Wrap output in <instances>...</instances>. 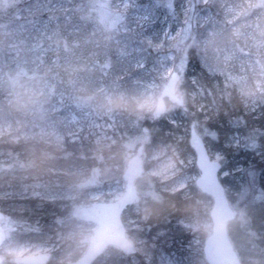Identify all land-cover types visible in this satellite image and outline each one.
<instances>
[{"label":"rangeland","instance_id":"1","mask_svg":"<svg viewBox=\"0 0 264 264\" xmlns=\"http://www.w3.org/2000/svg\"><path fill=\"white\" fill-rule=\"evenodd\" d=\"M23 1L25 2V0ZM78 2L79 0H30L26 2L29 5L24 7L21 15H18V18L21 17V22L17 26L16 32L9 33L7 29L0 27V94L3 96L2 99L9 102L17 91L46 98V102L34 103L25 112L24 116L26 118L38 120L33 126L20 127L18 120L16 121L17 125L13 127V123L11 124L0 118V131L10 130L8 132L10 136H18L20 137L19 140L54 146L60 145L56 140L57 135H64L69 131L76 133L77 129L83 126L84 132L79 133V137L91 138L97 146L104 145L108 141L112 143L113 140L107 132L93 129L90 125L97 122L101 124L113 122L115 111H99L94 104L83 103L76 98L78 94H97L98 92L103 94V99H109L112 96L111 92L105 89L103 83H99L102 80L101 77L97 80L92 77L91 69L97 61L104 64L103 66L108 67L109 70L110 53H112L114 59L119 60L121 65L138 66L137 69H139L144 64V57L139 53L140 50H151L157 54L158 60L155 67L157 69L153 74L142 79H139L138 76L137 78L130 77L133 83V91L130 94H136L140 91L160 92L162 85L166 82L165 73L174 66V61L170 57L173 55L176 57L175 63H178L181 58L187 57L180 46L188 41L192 32L181 34L175 39H168L164 35L165 32H168L169 36H175L176 31L183 27V21L178 22L177 19L178 10L181 11L184 19L183 8L177 7L176 15L173 16L169 10V5H186L187 0H119L115 4L110 0H82L81 5L91 11L96 19L89 20L82 30L80 26L75 25L67 31L66 39L62 43L61 39L53 40L52 34L45 29L46 16L53 12H60L67 18L70 13L74 12V6L76 8ZM132 4L136 5L132 6ZM82 6L77 9L81 10ZM223 7L226 24L232 26L234 35L240 39L241 43L234 44L231 42V50L221 51L219 54L214 52L216 51L214 47L210 48L205 62L206 65L211 64L214 67L221 68L218 59L221 58L225 61V56H231L232 60H235V66H237L233 73L240 74L239 66L242 63L247 66L249 61L254 60L258 51L255 45L264 42V0H224ZM129 8L136 14L132 15L129 24L132 31L131 34L129 33L130 36L120 37L117 27L124 28L128 25L127 13ZM257 8L260 9V12H255ZM144 17H147V19ZM26 18L30 20L24 22L23 20H26ZM235 22L238 24L235 25ZM106 24H109L108 29H106ZM211 34L216 40L215 34ZM105 35H112L115 39L105 44L103 42ZM131 37L133 39H130ZM68 39L71 42L70 44L66 41ZM135 42L137 43L135 44ZM167 46L181 49V53L177 51L174 54L172 50L166 49ZM234 49L240 51V57L235 56L236 53L234 54L232 51ZM28 79L32 81V86H29ZM193 79V77L185 76L181 80L183 89L189 99L188 106L202 112L206 115L205 120H208L210 119L209 116L214 114L213 106L203 99L204 94L202 95L200 90L202 87L196 83L193 84ZM221 84L220 80L218 87L213 84L217 98L221 96L223 89L226 87L225 79L222 80ZM153 85L155 87H152ZM228 85L236 87L242 98V106L247 112L260 114L264 107L262 100L264 95V73H261L259 69L255 72L249 69L246 78L239 82H229ZM188 87H192V89L187 91L186 88ZM177 110L167 113L160 119H164L171 125L180 128L183 125L181 119L184 116L183 113H179ZM73 121L76 123H73ZM182 130L180 128L173 134L174 145L172 147H156L152 149L150 156H147V161L151 162L150 169L147 176L136 184L139 201L132 205L127 213V221L125 222L127 231L128 229L138 231L144 226L148 230L154 225L147 223L148 214L143 206L145 202L142 201L143 199H147V197L157 199L163 191L171 193L184 191V194H188L189 184H194L199 172L194 167V153L187 150V146L183 143L185 139L188 142V137L186 138ZM197 131L200 134L198 129ZM204 134H207L205 129L200 134L202 138H204ZM208 136V150L211 159L217 160V154L224 157L219 162L221 164L224 162L225 171L230 173L229 183L224 185L225 191L235 193L233 187L236 183L245 186L242 180L244 173L248 172V170L242 168V159L237 158V151L239 148H252L253 138L256 135H252L250 139L240 132H234L227 137L223 135L225 147L230 148L229 153L210 149V146L214 145V138L210 134ZM142 137L141 132L135 133L131 136L130 141H140ZM67 138L70 139V142L73 141L72 138ZM236 138H239L240 147H236ZM79 140L77 139L76 142ZM127 147H130L129 143H125V149ZM41 152L42 155L48 154L47 150H41ZM23 158V160L26 159L24 163H28L33 159V155L31 153ZM144 159L145 155L143 153V161ZM2 165H4V158L0 157V166ZM94 167L100 169L97 183L90 182L93 178L92 169ZM117 167V164L113 165L112 170L118 169ZM240 169L244 171L241 172ZM60 170L62 169L51 166L48 170L49 173L43 171V173L33 176L30 180L26 178L27 173H24L22 176L13 179L14 181L10 185L16 186L14 189L9 186L4 188L2 193L15 192L18 199H35L32 196V186L40 184L42 185L41 191L57 196L55 201L72 200L77 197L80 189L92 186L94 187L92 191H86L90 203L112 201L123 193L124 182L119 184L115 179L106 180V177H104L106 173H103L99 166H71L75 178L69 176L62 178ZM62 171L65 174V170ZM43 174L46 175L43 176ZM107 175H111L109 171H107ZM150 176L156 178L154 186ZM255 176L257 177V175ZM222 177H224V171L221 172L220 178ZM238 188L237 194L235 193V197L231 200L232 204L237 203L238 208H242L239 206L241 203L253 204L252 198L251 200L248 198L247 189L241 192V187L238 186ZM36 200L38 202H50L41 199ZM74 205L72 203V208ZM204 210L205 205L202 207L200 205L199 211L194 209L187 218H181L177 221L172 220L175 217L173 216V210L162 219L166 223L172 220L177 224H181L184 230H189V233L193 234L194 237L190 238L189 242L186 243V247H192L200 245L197 232L207 231L208 234L211 232L210 220L204 219L202 216ZM235 210L238 212L236 220L246 225L244 212L242 213L241 209L238 210L237 208ZM1 225L7 232V238L0 247L2 264L10 263L12 258L20 256L19 253H23L22 256L42 252L51 253L62 244L63 240L75 243L74 249L81 254L87 246V237L91 235L95 227L91 223H70L66 217H61V220H58L57 227H63L66 231L55 230L57 239L49 242L21 243L12 238L13 234L9 232V229L13 225L6 216L1 220ZM65 226L68 227L65 228ZM170 226H173V224ZM131 241L135 244L134 240L131 239ZM140 244H143V242L140 241L135 245H137V252L139 251L145 264H198L192 256L184 257V261L181 260L180 263L175 253V256H173L170 253L163 252L162 249H158L159 251L156 250L153 253L149 250L143 251L139 246ZM252 246L253 248L249 250L247 257L255 262L264 257V246L257 247L254 242ZM167 247L169 250V245ZM194 249L193 247L192 251ZM53 258L57 264L62 261L60 258ZM65 262L69 261L66 260Z\"/></svg>","mask_w":264,"mask_h":264},{"label":"trees","instance_id":"2","mask_svg":"<svg viewBox=\"0 0 264 264\" xmlns=\"http://www.w3.org/2000/svg\"><path fill=\"white\" fill-rule=\"evenodd\" d=\"M27 1L30 0H25V2L23 0H0V27L7 29L9 33L16 32L17 26L21 22V17L19 16L18 18V15H21L24 7L29 5V3H26ZM110 1L115 4L116 2L118 3L119 0ZM194 2L198 5V9L197 14L191 17L194 25L191 33L192 35L186 43L180 46V48H182L183 52L187 54V59L189 61L187 76L193 77L196 84L203 88L202 95L204 94V96L202 97L213 106L214 114L213 116H209L210 119L205 120L204 117L206 115L189 106L187 112L178 109L177 112L183 113L184 116L181 119L183 125L180 128L183 129L182 133L185 134L186 138L188 137L189 127L192 122L195 123L200 134L204 129L218 132L220 135L219 144L214 143V145L210 146V149H216L223 153L225 151L229 153L230 151L229 147H225L224 136L227 137L234 132H240L250 139L252 135H256V137L253 138L254 141L252 143V148H239L237 151L238 154H236L238 159H242L241 164L243 169L248 171L255 170V175H257L255 191L248 189L246 186L239 185L238 183L233 187L236 194L239 189L238 186L241 187V192L244 189H247L248 198H250V200L252 198L254 203L250 205H247L246 202L244 204L241 203L239 206L242 208H238L237 203L232 204L231 202L235 197V193L226 192L231 206L234 209H241V212H244L246 220V225L242 222H238V220H236L237 218L229 222L228 233L238 252L242 264H264V257H261L255 262L249 260V257H247L249 250L253 248V242L257 247L264 246V187H261V185H264V155L261 154V152L264 151V134H261V132L264 131V107L259 115L247 112L242 106L241 95L234 85H228L223 89L221 96H219V98L216 97L213 86V84H216V81L210 79L207 75L202 74L201 66H206L205 60H207V54L210 48L214 47L216 49L214 52L219 54L221 51L231 50L230 44L241 43V41L234 35L232 26L226 24L223 7L224 0H194ZM81 4L82 0H79L76 8L74 6V12L70 13V16L67 18L60 12H53L46 16L45 29L52 34L53 40L57 41L61 39L62 43L63 40L66 39L65 36L67 31L72 29L75 25L80 26L82 30L85 28V25L89 20L96 19L95 15ZM135 5L136 4H132V6ZM80 6H82V9H77ZM255 12H260V9H255ZM132 15L136 14L129 8L127 13L128 25L124 28L117 27L118 35L120 37L130 36L129 33L131 34L132 30L129 24ZM182 15L181 11L178 10V22L183 21L181 20L183 19ZM51 17H55V19H50ZM29 20V18H26V20L23 21L28 22ZM237 22H235V25L238 24ZM108 25L109 24H106V29H108ZM196 25L199 26L197 27ZM211 33L215 34L216 40ZM130 39H133V37ZM66 41L69 44L71 43L69 39ZM136 43L137 42H135V44ZM166 49L172 50L174 54H176L177 51L181 53V49L178 50L174 47L170 48L167 46ZM232 51L234 54L236 53V57L241 56L239 50L234 49ZM139 53L144 57V64L139 67V69H137L138 66L121 65V62L114 59L112 53H110L111 61L109 63V70L108 67L105 68L103 66L104 64L97 61L96 65L91 69L93 79L97 80L101 77L102 80L99 83L102 82L105 89L109 90L112 96L119 93L130 94V92L133 91V83L130 77L137 78L138 76L139 79H142L147 75L153 74L157 69L155 68L158 60L157 54L151 50L145 51L144 49L140 50ZM177 56L179 55L177 54ZM218 62L220 63L221 68L226 72H233L237 69V66H235V60L230 64H226L224 60L219 58ZM218 79L220 80V85H222L221 82L225 78L220 76ZM28 81L29 79L27 82ZM29 86H32V81H29ZM186 89L187 91H190L192 87ZM97 94L103 99V94H100V92ZM2 98L3 96L0 94L1 119H5L11 124L13 123V127L17 125L16 121L19 120L20 127L23 128L33 126L34 123L38 122V120H34V118H26L24 116L25 112L21 113L13 110L9 102ZM262 100L264 102V95L262 96ZM236 116H243V119L247 122L246 124H242L238 130L230 125V120ZM114 122L117 125L116 129L107 131L113 142L111 143L108 141L104 145H125V143H129L130 147H127L126 149L123 147L119 151H117L116 148H112L111 150L97 153L95 151L97 145L92 142L93 140L91 138L80 136V140L77 142H70V139L66 137L65 143L61 145V150L54 151L53 145L23 140L15 141L9 133L0 136V157L4 158V165L0 166L1 172L4 173L3 177L0 178V193H2L3 189L6 187L12 186L13 189L16 187L10 185L13 183V179L26 173L21 170L19 163L26 162V159L23 160V157L28 156L31 153L33 155V150H35V156L39 157V161L37 162L39 167L36 169L34 175L27 173L26 178L29 180L32 179L33 176L43 173V171L49 173L48 170L51 166L65 170V174L60 170L62 173L60 176L62 178L67 176L75 178V173L71 170V166L79 167L85 165L87 167L99 166L102 172L106 173L104 176L106 177V180L115 179L116 182L121 184L123 182L121 171L125 166L126 160L129 155L136 152V149L140 144V141H130L131 136L135 133H142V127L146 126L152 130L151 139L144 143V172L136 180V184H138L139 181H142L147 176V172L150 169L151 162L147 161V156H150L152 149L156 147H172L174 145L172 139L173 134L180 129L164 121V119H159L157 121L147 117L144 119H138L119 111H115ZM136 124H139V130L129 131V129H132ZM208 134L209 133L206 135L204 134L203 138L207 147V139H209ZM183 143L187 146V150L192 152L187 139H185ZM253 145H256V147L254 148ZM41 150H47L48 154L42 155ZM97 156H101L103 159H97ZM10 164L13 165V167L9 168L8 165ZM115 164L118 165V169L112 170V166ZM223 164L221 169L225 171L226 169ZM107 171H109L111 175H107ZM45 175L46 174H43V176ZM150 177L154 186L156 178L152 176ZM228 177L225 178L224 176L221 178L223 185L229 183ZM188 188H190L188 194H184V191L174 193L163 191L161 192V196L157 199H151L149 197L143 199L142 201H145L143 206L148 214L147 223L154 225L148 230H146L145 226L138 231L128 229L127 236L134 240L135 244L142 241L143 244H140L139 246L143 251L149 250L153 253L156 250L159 251L158 249H162L163 252L170 253L173 256L176 254L180 263L181 260L184 261V257L188 258L192 256L193 260L198 262V264H207L202 253V244L206 237V233L208 235V232H197L201 246L196 245L186 247V243H188L190 238L194 237V235L189 233V230H184L181 224L174 222L181 218H187L194 209L199 211L200 205L201 207L205 205V210L202 216L204 219H208L209 210L212 204L210 196L201 193L192 183L189 184ZM92 189H94L92 186L80 189L77 197L74 199L58 200L55 202H38L36 199H18L15 196V192H8L10 198L0 201V209L11 221L12 225H16V230L12 232V238H14L16 242H49L57 239L55 230L66 231L63 227H57L58 220H61V217H66L70 223L78 222L70 216V212L73 209L72 203L75 204L74 206L88 205L90 201L87 199L86 191H92ZM138 189L140 188L138 187ZM131 207L132 206L128 207L122 216L124 224L127 221V213ZM172 211L173 216H175L172 219L174 221L170 220L166 223L162 218L167 216L168 213L170 214ZM171 224H173V226H170ZM66 227L68 226H65V228ZM35 228H39L40 231H33L32 229ZM75 245V243L73 244L69 240H63L62 244L51 252V260L48 264H57L53 257L62 260V263L60 262L59 264H67L65 262L66 260H75L80 255V253L74 249ZM168 245L169 250L167 249ZM193 247L195 249L192 251ZM190 253H192V255H190ZM8 264L14 263L11 261L10 263L8 262ZM93 264L145 263L141 258V254L139 251L137 252V250L133 255H126L115 247H109Z\"/></svg>","mask_w":264,"mask_h":264},{"label":"water","instance_id":"3","mask_svg":"<svg viewBox=\"0 0 264 264\" xmlns=\"http://www.w3.org/2000/svg\"><path fill=\"white\" fill-rule=\"evenodd\" d=\"M167 83L168 81L165 82V84ZM165 84H163L160 92L163 91ZM192 126L193 124L190 127L188 143L190 149L195 155V166L199 172L194 184L200 192L210 196L212 199V207L209 211L211 233L204 240L202 247L204 259L207 264H242L227 233L228 222L235 218L236 211L231 207L228 201L225 188L220 179L218 186H211L201 182V177L203 175L201 169V157L204 155L207 156V160L204 162L205 166L209 163H218L220 166V163L210 158L205 142L197 132V135L202 140V145H197L196 148H193L190 140L193 131ZM143 128L147 127L144 126ZM146 141H148V139L144 137L139 147H137L135 154L128 159L122 173L124 189L120 197L126 198V203L122 212L117 215H112L111 213L105 214L106 206L111 203V201H98L92 202L89 205H76L73 207L71 211V216L73 218L80 222L91 223L95 227L91 235L86 239L87 247L83 253L77 259L70 261L67 264H92L108 247H116L126 255L135 253V246L126 234L122 215L127 207L131 206L139 199L135 187V181L144 171L142 153L144 142ZM0 215H2L4 219V214L1 210ZM0 229H2L0 234L4 236L5 241L7 238V232L1 225V220ZM3 243H0V247ZM129 249H131V251ZM50 257L51 255L49 252H42L35 255L15 257L13 258V262L15 264H48ZM0 264H2L1 257Z\"/></svg>","mask_w":264,"mask_h":264},{"label":"snow or ice","instance_id":"4","mask_svg":"<svg viewBox=\"0 0 264 264\" xmlns=\"http://www.w3.org/2000/svg\"><path fill=\"white\" fill-rule=\"evenodd\" d=\"M177 7H182L183 8V13H184V19H183V27L179 28L176 31L175 36H169L168 32H165L164 35L168 39H175L176 37L180 36L181 34H187L193 31L194 25L192 23V16H195L197 14V9L198 5L195 4L194 0H187L186 5H175V4H170L169 5V10L172 13L173 16L176 15V8ZM147 19V17H144ZM50 19H55V17H51ZM197 27L199 25H196ZM255 47L258 49L256 58L254 60H251L248 62V65L245 66L243 63L240 66V74H234L233 72L230 71H225L223 68L219 67H214L211 64H208L206 66L202 65L201 66V71L202 74L207 75L210 79L216 81V86H219V80L218 77L223 76L225 78V86H228L229 82H239L240 80L246 78V74L251 69L253 72H255L257 69L260 70L261 73H264V42H259L255 45ZM174 61V66L172 68H169L167 72L164 75V78L168 81L167 84H165L162 94H167L171 91L175 90V85L177 82L181 81L185 76L188 74V64L189 61L187 57H183L179 60L178 63H175L176 57L173 55L170 57ZM232 61L231 56H225V62L226 64H230ZM195 75V74H193ZM196 81L193 79V84H195ZM152 87H155L154 85ZM203 91V88L200 89ZM73 123H76L73 121ZM175 123V122H173ZM247 122L243 119V116H236L230 120V125L235 128L239 129V127L242 126V124H246ZM91 128L93 129H100L102 131H111L115 130L117 125L113 121L111 123H105L101 124L99 122L93 123L90 125ZM127 127V126H125ZM193 131L191 133V145L193 148H196L197 145H202V140L200 137L197 135L195 131V123L193 124ZM140 126L139 124H136L133 126L132 129H129V131H134V130H139ZM151 129L149 128H143V135L146 139L150 140L151 139ZM261 131V130H258ZM84 132V127L80 126L77 129L76 133H73L71 131L67 132L64 135H57L56 140L60 145H63L66 141V137L72 138L73 142H76L77 139H79V133ZM206 133H209L212 138H214V143L219 144L220 141V135L216 131H210L208 129H205ZM261 134H264V131L261 132ZM107 138V137H105ZM235 144L236 147H240L239 144V138L235 139ZM231 146V145H227ZM255 148L256 145H253ZM262 155H264V151L261 152ZM224 157H221L219 154H217L216 159L219 161L220 159H223ZM207 160V156L204 155L201 157V169L203 172V175L201 177V182L211 185V186H218L219 184V176L218 172L223 171V169L220 168L219 164H213L209 163L207 166H205V161ZM30 167L31 165H27ZM9 168L13 167V165H8ZM20 168L26 167L24 162L19 163ZM241 172H243V169H240ZM100 174V170L94 169L93 170V178L90 181L91 183H97L98 182V177ZM230 175L228 171H224V176L227 178ZM242 183L250 190L255 191V186H256V176H255V170H249L248 172L244 173V178L242 180ZM42 185L40 184H35L32 186V196L35 199H41L45 201H50V202H55L57 199V196L52 193H48L46 191H41ZM261 187H264V185H261ZM10 198V194L8 193H0V201H4L6 199ZM126 203V198L124 197H116L111 201L106 206L105 209V214L111 213L112 215H117L120 212H122L124 206ZM3 219V216L0 215V220ZM16 230V225H13L12 228L9 229V232H13ZM33 231L39 232V228L32 229ZM0 232H2V229H0ZM4 241V236L0 234V243H3ZM131 251V249H129ZM19 255L22 257L23 253H19Z\"/></svg>","mask_w":264,"mask_h":264},{"label":"clouds","instance_id":"5","mask_svg":"<svg viewBox=\"0 0 264 264\" xmlns=\"http://www.w3.org/2000/svg\"><path fill=\"white\" fill-rule=\"evenodd\" d=\"M115 39L112 35H105L103 42L105 44L110 43ZM77 100L83 103L94 104L99 111L113 112L119 111L127 114L130 117L138 119L150 118L152 120H159L167 113L176 109H183L188 111L189 99L185 93L182 82L179 81L175 85V90L167 94L162 92H148L140 91L136 94L119 93L111 96L109 99H102L96 93H82L77 95ZM46 102V98L42 96L27 95L23 91H17L13 94L9 101L11 108L18 112L28 111L34 103ZM10 130L0 131V136L8 134ZM14 140H19L20 137L13 136ZM125 145H100L97 146L96 152L99 153L105 150H111L116 148L117 151L121 150ZM54 151H60V145L53 146ZM97 159H103L101 156H97ZM39 157L35 156V150H33V159L30 160L26 167L21 168L22 171L30 174H35L36 169L39 167ZM27 165H31L28 167ZM97 168H93L92 171ZM100 170V169H99ZM4 175L0 172V178Z\"/></svg>","mask_w":264,"mask_h":264}]
</instances>
